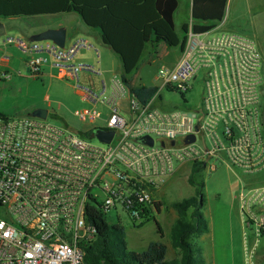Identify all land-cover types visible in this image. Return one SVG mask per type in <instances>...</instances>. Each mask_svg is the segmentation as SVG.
<instances>
[{"label":"built area","instance_id":"2783aa9c","mask_svg":"<svg viewBox=\"0 0 264 264\" xmlns=\"http://www.w3.org/2000/svg\"><path fill=\"white\" fill-rule=\"evenodd\" d=\"M213 30L194 32L188 25L177 59L158 68L151 85L157 90L145 103L120 76L94 86L93 77L102 78L103 71L75 61L81 50L98 52L84 37L63 48L18 36L0 41L24 53L34 74L49 63L60 78L71 80L75 94L91 105L72 115L93 125L101 121L98 128L114 131L109 143L96 145L46 119L0 112V264H85L81 244L96 237L86 205L100 203L107 219L111 211L119 217L121 209L139 224L154 210L151 188L177 164L198 162L214 169L210 160L215 159L248 175L264 170L263 54L246 35ZM200 73L198 107L156 103L164 89L189 91ZM8 77L0 72V82ZM189 134L194 142L183 144ZM143 136L153 144L141 143ZM237 200L244 264H257L264 239V184L241 186Z\"/></svg>","mask_w":264,"mask_h":264},{"label":"rangeland","instance_id":"374dc122","mask_svg":"<svg viewBox=\"0 0 264 264\" xmlns=\"http://www.w3.org/2000/svg\"><path fill=\"white\" fill-rule=\"evenodd\" d=\"M235 2V9L231 12L230 17L228 15V32L240 33L254 39L264 59V12L250 9L251 4L261 3V0H236ZM71 15L77 17L75 13H71ZM47 16L49 15L23 18L38 23L48 19ZM11 34V31H7L5 35L0 36V41L7 36H13ZM17 34L19 35V33ZM3 47L5 46L0 44V57L15 58L18 62L14 70L8 73L9 77L0 82L1 113L6 116H24L30 115L31 110L35 108H43L48 111L47 121L61 126L67 131L80 134L93 127L88 121H82L77 116L72 115L76 109L91 108V105L80 100L71 84L56 77L55 68H44L41 72L39 71V75L34 74L26 62L27 57L24 53L5 51ZM109 51L111 64L118 67L120 65L118 56L111 50ZM178 55L179 48H167L161 49L160 55L152 57L149 56L148 45L136 72L137 81L146 85H155L158 68L171 66ZM43 72L45 74H42ZM116 75L120 76V73L118 72ZM201 78L202 73L198 75L196 80L192 81V88L183 95L176 91L164 89L156 103L176 108L198 107L203 95ZM48 100L54 103L52 107L47 105ZM262 103L264 106V95L262 96ZM95 125L102 126L103 123L97 121ZM87 139L93 144L100 145L95 137L89 136ZM198 143H201L200 139H198ZM210 164L215 165V168L209 169L202 166L194 173V176L196 183L201 182L203 184L204 204L202 210L208 227L214 233L216 264H230L231 256L234 264H244L243 227L238 212L237 193L241 186L264 184V170L257 174L248 175L219 160L212 159ZM191 170V163L177 164L173 174L164 177L156 186L151 188L152 200L160 202L162 209H164L161 213L153 212L156 221L161 226L162 239L156 231L153 219L137 226L121 209H117L119 217L116 216V211L109 213V223L123 228L126 247L129 251L140 252L147 247L149 242L162 240L169 249L166 258H171L170 231L175 224L174 215L177 213L172 207V203L195 195L196 186L187 181ZM190 213L191 211L188 210L187 218ZM207 251L206 249L205 261L206 264H209ZM258 251L264 256V239L260 241Z\"/></svg>","mask_w":264,"mask_h":264},{"label":"trees","instance_id":"16d2710c","mask_svg":"<svg viewBox=\"0 0 264 264\" xmlns=\"http://www.w3.org/2000/svg\"><path fill=\"white\" fill-rule=\"evenodd\" d=\"M226 2L192 0V30L201 33L214 29L224 16ZM177 8L178 0H0V19L77 14L88 28L100 33L102 43L118 56L122 81L145 103L157 90L155 86L136 83V72L146 47L149 45L152 57L160 55L161 49L179 48L180 52L183 48L188 23L177 29ZM97 128L94 126L80 135L88 138ZM202 166L192 163L187 177L188 183L196 186L195 195L172 203L178 218L171 229L170 241L179 249L177 257L166 259L167 247L161 240L149 242L140 252L129 251L123 228L108 222L100 203L90 202L85 208L86 220L95 229L96 237L81 244L85 264H205L197 237L208 230V223L202 210L203 184L196 183L194 176ZM154 206L153 212L159 213L161 203L154 201ZM188 210L191 213L187 218ZM153 212L137 226L153 219L162 239L163 232Z\"/></svg>","mask_w":264,"mask_h":264},{"label":"crops","instance_id":"0c3cea01","mask_svg":"<svg viewBox=\"0 0 264 264\" xmlns=\"http://www.w3.org/2000/svg\"><path fill=\"white\" fill-rule=\"evenodd\" d=\"M236 0H227L226 2V7L224 10V16L222 20L217 24V26L214 28V32H228V15L230 17L231 12L235 9V2ZM191 2L192 0H178V8L175 13V22L177 29L180 30L181 26L185 23H188V25L191 24ZM250 9L256 10V11H263L264 12V0H261V3L257 4H251ZM77 15V14H76ZM48 19H44L41 22L35 23L31 21L30 19H26L23 17L20 18H14V19H0V23L4 25L5 31H11V35L13 36H18L22 37L24 39H27L35 34L38 33L44 29L47 28H57V27H65L66 28V45H69L71 41L75 37H84L88 39L90 42H92L95 47L97 48L98 52H95L93 50H81L77 57L75 58L76 62H82V63H87L94 65L96 67H99L103 71V77L98 78V77H93V84L96 88L99 87V82L104 81L106 85L110 83L111 77L113 75H116V73H120L122 71L121 64L118 67H115V65L111 64V53L109 50H111L108 46L104 45L102 43L100 33L96 30L88 28L82 20L78 17H73L71 13H64V14H57V15H52V16H47ZM19 33V35L17 34ZM4 46V45H3ZM98 46H101L100 48ZM5 51H13V52H18L21 54V52L15 48L14 46H5L3 47ZM112 51V50H111ZM113 52V51H112ZM177 59V58H176ZM17 59L15 58H8L5 56L0 57V72H7L11 73L12 70H14V67L17 65ZM51 65L49 63H44L40 66L39 71L41 72L42 70L49 69ZM36 73L37 75H39ZM42 74H45L44 72ZM38 77V76H36ZM56 77L64 82H67L71 84V80L68 78H60L57 73ZM82 80L86 81V76L82 75ZM108 81V82H107ZM136 83L138 84H144L141 81H137L136 77ZM146 85V84H144ZM82 100V99H80ZM83 101V100H82ZM85 104H88L87 102L83 101ZM48 105V104H47ZM122 106V115L126 116L128 115L127 111V104L125 101H122L121 103ZM99 109L102 111L106 112L105 107L102 106H97ZM85 108V107H83ZM34 110V109H33ZM31 110V111H33ZM29 112V111H27ZM30 113V112H29ZM31 115V114H30ZM90 125H93L90 123ZM100 127L98 125H93V127ZM161 213L164 211L162 207H160ZM178 218V214L175 213L174 215V220L176 222ZM172 229V228H171ZM171 232V231H170ZM263 240V239H262ZM156 241V240H155ZM162 241V240H161ZM198 244L201 247L202 255L204 258L205 264L207 263L205 260V251L206 249L208 250L209 254V264H216L217 262V255H216V243H215V237L214 233L212 232L211 228L208 227V230L202 234H200L197 237ZM167 247V246H166ZM168 247L166 250V256L168 254ZM179 254V249H175L171 243H170V257L169 259H172L174 257H177ZM231 256V254H230ZM167 259V258H166ZM264 256L260 251H258V256H257V264H263L264 261ZM230 264H234L232 260V256L229 259Z\"/></svg>","mask_w":264,"mask_h":264},{"label":"water","instance_id":"95a60500","mask_svg":"<svg viewBox=\"0 0 264 264\" xmlns=\"http://www.w3.org/2000/svg\"><path fill=\"white\" fill-rule=\"evenodd\" d=\"M5 33H6V31H5L4 25L2 23H0V36L5 35ZM28 40L29 41L50 40L54 44H56L57 46L63 48L65 46V42H66V28L63 26L57 27V28H47V29H44L38 33L31 35L28 38ZM262 94L264 95V88L262 89ZM47 114H48V111L46 109H43V108H35L31 112V116L37 117L40 119H46ZM262 121L264 124V109L262 110ZM197 129L198 128L196 126L195 130H197ZM113 134H114V131H112V130H104L102 128H97L93 132V137H95L99 142L109 143L112 139ZM194 140H195L194 134H189L182 139V143L183 144H189V143L194 142ZM139 141L141 143L148 144L150 146L153 144V139L149 136H143L139 139ZM159 143L161 146L166 145L164 140H161ZM169 145L174 146L175 141L171 140L169 142Z\"/></svg>","mask_w":264,"mask_h":264},{"label":"flooded vegetation","instance_id":"af4514ba","mask_svg":"<svg viewBox=\"0 0 264 264\" xmlns=\"http://www.w3.org/2000/svg\"><path fill=\"white\" fill-rule=\"evenodd\" d=\"M262 108L264 109V106Z\"/></svg>","mask_w":264,"mask_h":264}]
</instances>
